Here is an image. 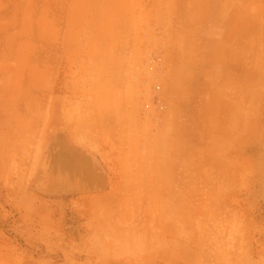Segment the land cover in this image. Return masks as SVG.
<instances>
[{
    "label": "crops",
    "instance_id": "crops-1",
    "mask_svg": "<svg viewBox=\"0 0 264 264\" xmlns=\"http://www.w3.org/2000/svg\"><path fill=\"white\" fill-rule=\"evenodd\" d=\"M208 12L226 15L220 40L233 45L264 0H0V201L53 235L64 216L97 261L164 264L191 235L199 245L201 201H244L249 170L223 154L203 165L201 151L186 170L167 147L169 127L187 121L169 104L155 119L137 80L155 62L168 82L183 77L200 43L181 15ZM226 93L241 111L226 125L249 123V89Z\"/></svg>",
    "mask_w": 264,
    "mask_h": 264
},
{
    "label": "rangeland",
    "instance_id": "rangeland-1",
    "mask_svg": "<svg viewBox=\"0 0 264 264\" xmlns=\"http://www.w3.org/2000/svg\"><path fill=\"white\" fill-rule=\"evenodd\" d=\"M181 16L187 36L195 33L200 43V59L186 63L185 75L169 82L161 77V62H155L153 77L137 80L142 89L139 101L152 108L155 119H161L169 104L171 120L187 121L169 127L167 147L171 156L185 153L186 170L194 166L195 151H201L203 165L220 164L223 154L233 158L228 164L248 168L249 180L244 201H201L199 245L194 247L191 235L180 259L164 264H264V13L251 14L244 30L236 33L234 29L233 45L221 44L226 15L201 13L195 20L194 15ZM241 86L249 89L248 108L243 112L249 123L226 125L227 119L235 122L241 116V111L226 107V91ZM178 103L179 111L172 108ZM214 152L219 154L216 160L211 156ZM173 166L178 171L177 160ZM66 222L61 217L58 234L53 235L31 216L19 217L0 201V264H144L143 256L97 261L98 255L89 252L87 242L67 236Z\"/></svg>",
    "mask_w": 264,
    "mask_h": 264
}]
</instances>
